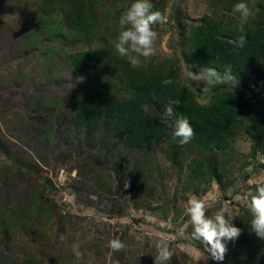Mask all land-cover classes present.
<instances>
[{
	"label": "rangeland",
	"instance_id": "obj_1",
	"mask_svg": "<svg viewBox=\"0 0 264 264\" xmlns=\"http://www.w3.org/2000/svg\"><path fill=\"white\" fill-rule=\"evenodd\" d=\"M123 1L110 16H100V26L87 38L60 12L64 34L45 32L39 20L41 0H0V206L15 215L14 225L0 233V264H27L31 258L39 264H154L161 240L174 253L168 264H264V239L251 230L249 209L256 182L264 180V151L250 134L258 130L264 89L233 126L230 144L223 149L209 150L196 141L181 144L166 126L152 148L130 147L109 120L98 130L74 122L76 108L69 96L107 79L113 60L121 57L108 54L121 29L110 32L133 2ZM151 2L167 22L154 26L157 52L142 67L176 68L200 104L230 90L218 84L203 92L204 82L191 80V71L201 68L189 55L186 39L204 14L225 22L236 18L232 9L240 0ZM244 2L255 12L251 21L260 10L264 14V0ZM100 44L107 45L106 58L92 59L91 72L79 75L69 54ZM116 91L123 96L125 88L117 86ZM149 112L155 110L150 107ZM61 170L65 188L55 185ZM34 188L38 201L53 207L45 228L36 217L29 223L22 220L26 195ZM190 197L210 202L209 216L224 203L238 215L233 223L242 232L227 242L222 261L191 239L185 213ZM117 238L125 247L113 252L108 244ZM73 244L79 245V260Z\"/></svg>",
	"mask_w": 264,
	"mask_h": 264
},
{
	"label": "trees",
	"instance_id": "obj_2",
	"mask_svg": "<svg viewBox=\"0 0 264 264\" xmlns=\"http://www.w3.org/2000/svg\"><path fill=\"white\" fill-rule=\"evenodd\" d=\"M123 5V0H41L39 20L50 36L63 35L65 31L57 17L60 12L71 28L83 31L90 38L100 26V16H110ZM158 9L156 4L154 10ZM238 25L234 17L225 22L222 17L215 19L204 14L186 39L189 55L199 68L215 67L223 74L226 67H231L238 77L233 88L223 90L210 102L198 103L192 89L181 82L174 67L147 64L145 68H133L125 57L117 56L113 60L114 70L107 79L69 96L70 104L76 108L72 115L74 122L98 130L109 120L112 130L122 135L126 146L149 149L164 131L165 126L159 117L169 100H174L177 101L173 106L176 115L187 118L194 128L195 135L191 141L209 150L226 148L230 144L233 126L250 111L257 94L264 89L263 10L258 12L254 21L249 20L243 32L239 31ZM116 31H120L119 23L110 33ZM241 38L244 41L242 47ZM34 39V36H29L30 41ZM105 47L107 45L100 44L97 49L89 46L86 50L70 53V62L77 73L81 76L89 74L93 68L92 59L106 58L108 48ZM111 54L117 55L113 47L109 58ZM165 79H171L173 83L165 86L162 83ZM117 86L125 88L123 96L117 93ZM143 105L148 109L152 107L155 113L145 112ZM260 105L256 119L258 130L250 134L264 151V102ZM26 198L27 213L22 217L23 222L29 223L36 217L45 228L51 222L53 207L42 199L38 201L37 188L30 190ZM13 217L15 215L8 214L0 206V233L7 226L14 225ZM44 228L38 230L42 232ZM27 264L39 263L31 258Z\"/></svg>",
	"mask_w": 264,
	"mask_h": 264
},
{
	"label": "clouds",
	"instance_id": "obj_3",
	"mask_svg": "<svg viewBox=\"0 0 264 264\" xmlns=\"http://www.w3.org/2000/svg\"><path fill=\"white\" fill-rule=\"evenodd\" d=\"M232 11L239 22V31L243 32L245 25L254 17L255 12L244 0L236 3ZM166 22L167 17L160 11L154 10L151 0H133L128 9L120 16L121 31L112 41V46L119 56L127 59L133 68H139L144 61L156 55L155 41L158 33L154 30V26ZM243 42V38H241V47ZM190 78L192 81L204 82L203 92L209 91L211 87L218 84H226L233 88L238 83V77L232 72L231 67H226L223 75L215 67H203L199 73L191 71ZM162 83L167 86L173 81L165 79ZM175 104L177 101L169 100L159 119L162 125L173 130V136L179 138L181 144H185L191 141L195 132L187 118L176 115L173 107ZM142 107L145 112L149 110L147 105ZM60 182H63L62 174ZM64 185L59 187L65 188ZM210 207V202L190 197L185 206V213L190 217L191 239L203 243L211 253V258L222 261L228 251L227 242L238 239L242 229L233 223L238 215L234 213L228 203H224L212 216L207 215ZM249 209L252 215L251 230L258 237L264 239V180L256 182V191L251 196ZM108 247L113 252H119L124 250L125 245L117 238L109 241ZM155 247L157 253L154 255V264H168L174 255L168 243L161 240L156 243ZM72 251L77 260L81 259L82 253L79 250V245L73 244ZM202 258L208 259L207 256Z\"/></svg>",
	"mask_w": 264,
	"mask_h": 264
},
{
	"label": "built area",
	"instance_id": "obj_4",
	"mask_svg": "<svg viewBox=\"0 0 264 264\" xmlns=\"http://www.w3.org/2000/svg\"><path fill=\"white\" fill-rule=\"evenodd\" d=\"M61 174L63 175V182H60ZM57 180H58V183H56V186H57V187H59V186H63V185L65 184L66 176H64V174H63V170L60 171V173H59V177L57 178Z\"/></svg>",
	"mask_w": 264,
	"mask_h": 264
}]
</instances>
